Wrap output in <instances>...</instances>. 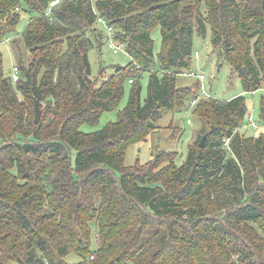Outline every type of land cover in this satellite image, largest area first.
I'll use <instances>...</instances> for the list:
<instances>
[{"label": "trees", "instance_id": "1", "mask_svg": "<svg viewBox=\"0 0 264 264\" xmlns=\"http://www.w3.org/2000/svg\"><path fill=\"white\" fill-rule=\"evenodd\" d=\"M51 1L0 0V45L16 31L17 7L32 15L10 38L16 81L0 50V264H264V132H240L264 125V94L253 121L244 95L216 99L198 79L177 78L193 69L194 36L208 26L243 91L264 90V0ZM97 15L130 60L91 77L88 53L104 35ZM126 84L116 120L80 131L119 106ZM192 99L198 127L180 163L158 150L125 164L131 144ZM173 125L172 138L182 133ZM71 252L79 259L69 263Z\"/></svg>", "mask_w": 264, "mask_h": 264}, {"label": "rangeland", "instance_id": "2", "mask_svg": "<svg viewBox=\"0 0 264 264\" xmlns=\"http://www.w3.org/2000/svg\"><path fill=\"white\" fill-rule=\"evenodd\" d=\"M17 10L20 12V19L17 24L16 31L9 36V39H5L0 45L1 53H3L2 65L3 68H5V70L7 71H11L13 69L11 67L13 66V64H15V53H17L18 55L20 51V47L18 45L17 47H14L13 51H11L10 38L12 36H19L27 21L32 16L25 9L21 10V8L17 7ZM152 33V38L154 40L153 48L154 51L157 52L159 50L161 34L159 32V29H155ZM211 34L212 32L210 31V28L207 26L205 36L199 37L195 35L193 41V47L194 50L198 52V56H194L192 58V68L194 70L203 71L205 75V79L201 83L202 91L206 92V96H212L216 99L219 98L223 100L233 98V96L238 94L244 95L246 99V105L248 106V111L252 113L253 121H258V103L261 95L264 94V90H256L255 93H246L243 91L240 78L237 73L232 71L230 65H228L227 62L223 61L222 58H220L216 54V52L213 53V47L210 46ZM22 51L24 52L23 56L26 57L28 53L23 49ZM88 60L89 64L91 65V77H93L97 74L100 65H125V63L130 60V56L127 53L113 54L112 51L107 48L106 39L103 35L102 44L98 47L97 43L95 42V46L90 49L88 53ZM110 69L111 67L107 69V72H110ZM177 78L178 83H181L182 85H187L195 81L194 79L186 77L182 74ZM147 80V74H143L141 92V94L143 95H145ZM128 89L129 84H126L124 97L116 109L104 112L100 116L96 124H81L80 131L82 130L83 132H94L102 128L107 122L116 120L118 110L124 107L127 102L129 96ZM195 104L192 105L190 102L187 108L164 116L158 122V128L155 130V132L149 134L147 138L142 142L131 144L125 153V164H133L137 159L141 163H144L145 161H148L150 159H154V156L158 150L177 151L179 156L177 157L176 161L177 163H180L186 156L187 145L195 137L193 131L198 127V123L194 121V116H192V109ZM188 119L192 120V123L187 124L186 120ZM171 121L172 124L170 123ZM173 124L175 126H178L181 129L182 133L172 138V135L174 133V128L172 129ZM252 125L253 124L243 126L242 128H240V132L244 134V136H250L252 135V132L258 133L262 131L258 127L254 128ZM258 126H260V124ZM92 241L95 245V234L92 237ZM78 259L79 257L73 252H71L64 258V260L69 263L75 262Z\"/></svg>", "mask_w": 264, "mask_h": 264}, {"label": "built area", "instance_id": "3", "mask_svg": "<svg viewBox=\"0 0 264 264\" xmlns=\"http://www.w3.org/2000/svg\"><path fill=\"white\" fill-rule=\"evenodd\" d=\"M58 0H53L51 1V5L57 3ZM96 23L97 25L100 27V29L102 30L105 39H106V46L108 49H110L112 51L113 54H118V53H127L128 51L125 47L124 43L118 42L115 39V34H114V29L112 24L107 20L104 19L102 16L97 15L96 16ZM198 56V52H195V57ZM182 75L186 76V77H190V78H196L198 79L201 83L202 81L205 79V75L203 71H199V70H187V72H183ZM12 79L13 81H16L19 77V70L17 67H13V74H12ZM252 93H255V91H252ZM205 94L204 91H202V95ZM196 99H192L191 100V104H195ZM249 118H251V114L249 115ZM189 119L187 120V123H189ZM251 124H253L254 127H257L255 122H251ZM224 145L227 146L228 145V139L224 140Z\"/></svg>", "mask_w": 264, "mask_h": 264}, {"label": "water", "instance_id": "4", "mask_svg": "<svg viewBox=\"0 0 264 264\" xmlns=\"http://www.w3.org/2000/svg\"><path fill=\"white\" fill-rule=\"evenodd\" d=\"M34 113H35L34 122L37 123V122H39L40 117H41L40 108H39V105H38V102L37 101L35 102ZM203 141H204V136H202V140L200 142L201 145H202Z\"/></svg>", "mask_w": 264, "mask_h": 264}, {"label": "crops", "instance_id": "5", "mask_svg": "<svg viewBox=\"0 0 264 264\" xmlns=\"http://www.w3.org/2000/svg\"><path fill=\"white\" fill-rule=\"evenodd\" d=\"M259 125V124H258ZM253 126V125H252ZM254 127V126H253ZM260 130V132H264V125L263 124H260V126H257ZM257 127H254V128H257ZM258 132V133H260ZM258 133H255V132H252V135H258Z\"/></svg>", "mask_w": 264, "mask_h": 264}]
</instances>
